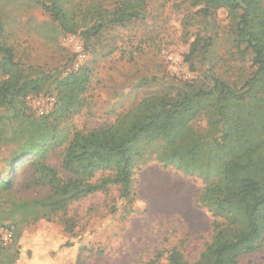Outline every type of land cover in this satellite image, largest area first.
<instances>
[{
  "label": "trees",
  "instance_id": "16d2710c",
  "mask_svg": "<svg viewBox=\"0 0 264 264\" xmlns=\"http://www.w3.org/2000/svg\"><path fill=\"white\" fill-rule=\"evenodd\" d=\"M33 1L63 33H78L84 39L110 25L146 15V0H108L106 6L90 3L83 10L67 7L64 0ZM181 1L205 17L220 9L227 11L234 21L237 46L249 53L252 72L234 83L209 69L196 80L180 81L159 94L143 97L109 122L74 131L63 149L60 169L45 158L65 140L58 133L59 121L85 104L89 68H37L29 74L14 60L0 24V142L21 143L14 159L27 172L19 184L3 174L0 201L9 203L7 214H18L22 222L65 216L73 202L115 186L117 202L109 207L108 215L123 218L142 208L133 175L145 154L155 151L162 165L205 181L198 200L211 212L213 221L211 238L197 259L188 260L173 247L163 261L159 252L146 264H241L244 256L264 246L263 1ZM202 36L198 33L192 40L186 60L210 54V40ZM41 93L54 97L52 111L41 117L27 114L25 98ZM13 120L18 126L8 130L11 139H5L4 122ZM198 120L204 121L203 127L195 126ZM24 156L29 157L20 161ZM97 173L100 176L95 179ZM31 192L35 194L29 195ZM23 194L26 196L20 198ZM62 221L73 226L69 218ZM82 234L63 243L74 250L71 264H82L83 253L91 249L90 244L82 243Z\"/></svg>",
  "mask_w": 264,
  "mask_h": 264
},
{
  "label": "rangeland",
  "instance_id": "374dc122",
  "mask_svg": "<svg viewBox=\"0 0 264 264\" xmlns=\"http://www.w3.org/2000/svg\"><path fill=\"white\" fill-rule=\"evenodd\" d=\"M97 2L106 6L108 0H64L67 7L73 5L80 10ZM0 24L14 60L29 74L37 68H89L85 104L59 121L58 133L65 140L52 147L45 158L58 169L74 131L109 122L143 97L159 94L180 81L196 80L209 69L234 83L252 72L249 53L237 46L234 21L227 11L220 9L205 17L181 0H146L143 19L110 25L89 39L78 33H63L33 0H0ZM198 33L203 34V40H210V54L188 61L185 56ZM53 98L47 93L28 95L26 113L48 115ZM204 124L198 120L195 126ZM17 126L16 120L4 122L5 139H11L7 131ZM20 148L21 143L0 142V181L3 174L13 178L15 184L26 177V167H18V158L14 159ZM139 165L133 187L142 208L123 218L108 215L109 207L117 202L115 186L73 202L65 216L23 222L18 214H7L9 203L1 200L0 224L10 225L12 239L7 244L0 242V264H71L74 250L63 243L82 233V243L91 246L83 253L82 264H146L159 252L163 261L166 251L173 247L186 259H197L212 233L211 212L198 200L205 181L162 165L155 151H148ZM99 176L97 173L95 179ZM63 217L73 226L63 222ZM241 264H264V246L244 256Z\"/></svg>",
  "mask_w": 264,
  "mask_h": 264
},
{
  "label": "built area",
  "instance_id": "2783aa9c",
  "mask_svg": "<svg viewBox=\"0 0 264 264\" xmlns=\"http://www.w3.org/2000/svg\"><path fill=\"white\" fill-rule=\"evenodd\" d=\"M83 56V54H81ZM12 239V232L10 229L0 227V242L2 244H7Z\"/></svg>",
  "mask_w": 264,
  "mask_h": 264
}]
</instances>
